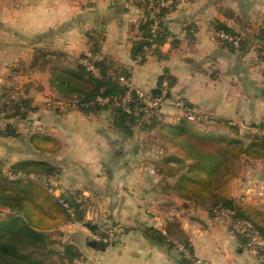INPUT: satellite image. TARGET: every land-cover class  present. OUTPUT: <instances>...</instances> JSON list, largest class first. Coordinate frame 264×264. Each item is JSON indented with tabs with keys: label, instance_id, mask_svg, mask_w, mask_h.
I'll return each mask as SVG.
<instances>
[{
	"label": "crops",
	"instance_id": "crops-1",
	"mask_svg": "<svg viewBox=\"0 0 264 264\" xmlns=\"http://www.w3.org/2000/svg\"><path fill=\"white\" fill-rule=\"evenodd\" d=\"M147 11L134 0H0V86L17 84L22 96L12 101L22 106L19 118L25 125L13 135L5 132L18 139L8 146V165L34 159L56 168V174L42 180L54 195L73 196L84 212L82 222L59 227L69 240L57 249L73 246L80 254L78 264H184L174 246L152 241L145 228L160 231L173 244L187 240L193 256L205 264H259L224 218L210 216L173 190L177 176L167 170L182 165L172 157H185L165 126L180 120L185 104L206 123L264 120V62L258 54L264 45L259 38L264 0L174 5L162 18L170 40L152 45L138 64L131 48L142 38ZM216 23L243 36L245 47L227 48L216 38ZM82 54L113 62L146 92L161 75H169L174 83L156 125L147 130L135 126L132 136L124 138L112 126L111 108L83 113L58 103L49 83L51 68L72 67ZM33 133L51 137L56 150L35 149L29 140ZM257 181L264 182V176ZM86 222L109 239L102 242Z\"/></svg>",
	"mask_w": 264,
	"mask_h": 264
},
{
	"label": "trees",
	"instance_id": "trees-1",
	"mask_svg": "<svg viewBox=\"0 0 264 264\" xmlns=\"http://www.w3.org/2000/svg\"><path fill=\"white\" fill-rule=\"evenodd\" d=\"M174 5L176 4L172 3L161 8L158 14L161 26L163 16ZM145 6L149 7V4ZM147 13L146 22L140 26L142 38L133 41L131 48V57L138 64L146 60L152 45L158 47L169 36L164 30L156 34L151 31L150 7ZM214 28L215 32L221 30L239 39L238 44L234 45L230 41H222L216 37L230 50L245 47L246 40L243 36L226 25L216 23ZM259 38L264 40V30L261 31ZM260 48L264 51V45ZM92 51H97L96 45ZM61 56L58 54L56 59L61 61L60 59H63ZM39 58L43 57L40 55ZM262 58L264 59V53ZM34 59L36 60V57ZM80 60H87L97 70L98 75H95ZM42 62L47 63L45 59ZM121 76L130 77L128 72L118 69L113 62L105 58L92 61L82 54L72 67L54 64L50 71L49 83L62 101L83 113L111 108L113 128L124 138H128L132 136L135 126L143 130L154 127L159 112L149 124H141L140 118L136 117L132 111L126 112L111 104L91 103L97 96L107 97L110 100L122 96L126 92V87L118 80ZM164 77L169 83L167 94L169 98L174 81L169 75L163 74L158 79L157 85ZM151 92L157 94L158 90L153 88ZM141 104L140 99L133 94L129 102L130 109ZM14 105L3 103L0 112H4L7 117L20 115L17 110L10 112L9 107ZM185 106L192 108L190 104ZM222 123L234 136L223 134L211 136L208 133L198 132L184 117L175 124L165 126L171 131L174 143L182 147L185 157L180 160L172 157L174 161H179L182 165L167 170L170 175L177 176L173 190L179 196L206 210L210 216H216L219 210H229L232 219L248 222L264 237V209L255 210L227 193L229 183L238 176L242 157L246 162L264 161V120L259 124L251 125L253 128L262 130L260 134L251 132L243 134L230 120H223ZM6 131L10 135L15 134L9 127ZM206 139L222 140L224 144L214 152L209 151L199 145L200 141ZM29 140L37 150L50 152L56 150V142L47 135L33 133ZM186 158L192 162L186 163ZM56 172L54 166L42 160H18L7 169L0 165V208L8 211L0 219V264H72L75 258L80 257L71 245H65L62 251L51 247L56 242L51 237L52 233H61L59 227L64 224L82 222L84 216L82 208L73 196L54 195L51 186L42 180V177L52 176ZM84 224L91 232L98 233L102 242L104 238H107V234L99 232L96 225L89 222ZM144 232L149 239L158 244L174 246L172 240H168L165 234L154 228H145ZM234 234L245 246V234L238 231ZM177 242L192 252L187 240L180 239ZM60 243L63 244V242ZM181 262L190 264V261L182 256Z\"/></svg>",
	"mask_w": 264,
	"mask_h": 264
},
{
	"label": "built area",
	"instance_id": "built-area-1",
	"mask_svg": "<svg viewBox=\"0 0 264 264\" xmlns=\"http://www.w3.org/2000/svg\"><path fill=\"white\" fill-rule=\"evenodd\" d=\"M138 3L149 4L151 8V31L156 34L157 32L163 31L162 26L160 25V18L158 16L161 8L167 7L172 3L179 4L185 3L189 0H134ZM215 35L222 41H230L234 45L238 44V38L233 37L225 33L224 31H216ZM167 40H170V37H167ZM88 69L94 72L95 75H98L97 70L87 62V60H80ZM119 82L126 87V92L113 100H110L107 97L97 96L91 103H100V104H111L113 107L121 108L126 112L132 111L133 114L140 118L141 124H149L152 118L161 111L164 107L167 94L169 91V83L166 77H164L159 85H156L155 88L158 90L157 94H153L151 91H144L140 88H137L133 85L130 77L121 76L118 78ZM136 95L140 101L141 105L135 107L134 109H130L129 102L132 99V96ZM64 101H58V103H62ZM64 104L68 107H73L68 103ZM186 120L193 121L196 119V112L194 108L184 107V113L182 115ZM154 168H150V172H154ZM229 210H219L216 212V216H220L224 218L226 221L231 233L235 231L244 233L246 236L245 250L249 256L254 258V260L259 264H264V237H262L257 230L251 227V225L244 220H234L230 216ZM109 238H104L103 241H107ZM175 249L179 252V254L184 257L186 260L190 261V264H205L200 259L195 258L193 253L187 249L183 244L179 242H174ZM80 261L79 258H75L72 264H78Z\"/></svg>",
	"mask_w": 264,
	"mask_h": 264
},
{
	"label": "rangeland",
	"instance_id": "rangeland-1",
	"mask_svg": "<svg viewBox=\"0 0 264 264\" xmlns=\"http://www.w3.org/2000/svg\"><path fill=\"white\" fill-rule=\"evenodd\" d=\"M264 51H261V48L258 49V54L263 55ZM264 62V59L262 58ZM17 84L13 85L11 88H7L6 85L0 86V110L2 108L3 103L9 104L10 101H15L19 96H22L20 90H17L15 87ZM12 101V102H13ZM11 105V103H10ZM14 105V102H13ZM10 112L17 110L19 114L22 112V106L14 105L9 107ZM4 115V112H0V117ZM18 117L12 119H3L0 118V165L4 169H7L9 158L7 157V149L10 142H16L17 137L8 136L5 134L7 128L9 127L11 130H21L24 129L25 125L23 121ZM230 122L237 126L241 133L251 132V133H261L262 130L258 128H253L251 125L244 121L240 120H230ZM263 121L257 122V124ZM192 126L194 129L202 130L204 132H216L218 134L234 136L230 130L224 126L223 123L215 122V123H206L202 120L198 121L195 119L192 121ZM12 140V141H11ZM199 142V141H198ZM224 144V141H216L211 139L202 140L199 142L200 147L209 151H216L217 148ZM242 163L239 165L238 176L233 179L227 188V193L231 196H234L242 204L249 206L255 210H263L264 209V182H258L257 179L259 177L264 176V163H259L257 161H245L242 157ZM8 211L6 209L0 208V219H2ZM67 233H52L51 237L56 242L51 246L54 249L59 248L60 242H67L69 238L66 235ZM60 241V242H59ZM55 257V256H54Z\"/></svg>",
	"mask_w": 264,
	"mask_h": 264
}]
</instances>
